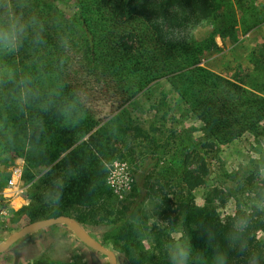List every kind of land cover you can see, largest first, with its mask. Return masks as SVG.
<instances>
[{
  "label": "rangeland",
  "instance_id": "obj_1",
  "mask_svg": "<svg viewBox=\"0 0 264 264\" xmlns=\"http://www.w3.org/2000/svg\"><path fill=\"white\" fill-rule=\"evenodd\" d=\"M88 1L26 0L25 11L34 15L43 4L57 10L54 16L72 34L67 49L76 58L90 49L82 41ZM218 1L215 19L188 30L202 60L201 70L184 84L188 95L202 97L203 118L182 100L178 87L152 76L121 108L111 100L78 106L75 119L82 126L68 137L42 127L29 138L26 129L43 121V110L0 108L17 133L14 147L0 144V243L29 223L62 214L80 220L89 235L115 253L117 264H169L173 243H191L183 219L172 227L159 206L172 219L174 209L185 204L189 209L212 207L222 219L247 218L256 226L253 235L263 248L264 264V119L252 129L240 124L248 92L264 98V0ZM17 55L0 57V63L15 67ZM92 70L84 71L95 89ZM49 88L43 84L42 89ZM105 143L109 148L98 156ZM81 146L101 163L100 184L89 187L88 198L62 196L57 208L47 202L52 182L63 177L64 193L77 179L72 158ZM185 170L203 179L190 194L180 184ZM215 254L191 246L189 264H213ZM0 264L108 261L68 228L55 225L20 239L0 254Z\"/></svg>",
  "mask_w": 264,
  "mask_h": 264
},
{
  "label": "trees",
  "instance_id": "obj_2",
  "mask_svg": "<svg viewBox=\"0 0 264 264\" xmlns=\"http://www.w3.org/2000/svg\"><path fill=\"white\" fill-rule=\"evenodd\" d=\"M218 0H89L87 16L83 19L86 30L85 42L90 49L80 57L70 55L68 49L59 45L61 38L68 40L67 27L57 16V10L43 4L40 11L31 10L44 24L46 44L33 51L27 47L18 52L15 68L23 72L39 74L40 84L49 85L45 91L42 127L54 134L69 136L81 127L75 119L78 106L85 108L101 100H111L112 106L123 107L139 91L140 84L149 76L167 81L180 89L199 118L202 97L188 95L185 82L188 76L201 70V55L191 46L188 34L191 25L218 15ZM27 14H29L27 12ZM69 36V38H67ZM61 60L63 63L61 65ZM34 61H36L34 63ZM83 61H85L83 63ZM95 69L96 87L90 88L85 69ZM90 72V71H89ZM245 112L240 118L241 126L252 129L264 119V98L248 92ZM68 121L64 122V121ZM63 121V122H62ZM40 137H43L41 135ZM109 148L105 143L100 153ZM72 160L79 168L77 179L68 183L63 193L68 199L88 198L90 186L100 184L102 165L84 146L78 148ZM180 184L192 193L203 184V179L193 170L181 174ZM160 215L172 227L183 219V232L191 246L210 253L221 251L233 264H247L248 256L257 253L263 257V248L253 235L255 225H249L244 234L247 251L240 252L229 242L237 217L219 218L215 209H198L181 204L174 209L175 218L159 206ZM171 211V210H170ZM62 215V214H61ZM61 215H56L61 216ZM52 218V217H50ZM80 223V220H77Z\"/></svg>",
  "mask_w": 264,
  "mask_h": 264
},
{
  "label": "clouds",
  "instance_id": "obj_3",
  "mask_svg": "<svg viewBox=\"0 0 264 264\" xmlns=\"http://www.w3.org/2000/svg\"><path fill=\"white\" fill-rule=\"evenodd\" d=\"M26 7V0H0V57L14 55L25 47L35 51L46 44L43 22L36 15L27 14ZM59 45L65 49L69 47L63 38L60 39ZM62 63L63 60L61 65ZM39 81V74L23 72L0 63V108H13L20 113L33 106L44 110L45 90ZM37 130L42 131V123L34 121L26 129L27 137H32ZM16 138L15 129L8 124L6 116L0 113V144L14 147ZM47 174L43 173L45 176ZM52 183L54 188L48 193L47 202L58 208L65 187L64 178L57 177ZM248 226V219L241 217L236 221L234 231L228 237L230 245L238 247L240 252H245L248 248L244 239ZM167 255L169 264H189L191 246L173 243ZM213 264H228L227 254L217 251L213 257ZM247 264H262L261 256L257 253L250 254Z\"/></svg>",
  "mask_w": 264,
  "mask_h": 264
},
{
  "label": "water",
  "instance_id": "obj_4",
  "mask_svg": "<svg viewBox=\"0 0 264 264\" xmlns=\"http://www.w3.org/2000/svg\"><path fill=\"white\" fill-rule=\"evenodd\" d=\"M61 225L68 228L76 238L84 245L106 257L108 264H117V258L113 251L102 245L99 241L89 235L74 218L66 215L34 221L23 226L21 229L10 235L2 243H0V254L7 251L15 243L25 236L38 232L44 228Z\"/></svg>",
  "mask_w": 264,
  "mask_h": 264
},
{
  "label": "bare ground",
  "instance_id": "obj_5",
  "mask_svg": "<svg viewBox=\"0 0 264 264\" xmlns=\"http://www.w3.org/2000/svg\"><path fill=\"white\" fill-rule=\"evenodd\" d=\"M21 205V201L20 200H18L17 201V205L16 206H20Z\"/></svg>",
  "mask_w": 264,
  "mask_h": 264
}]
</instances>
